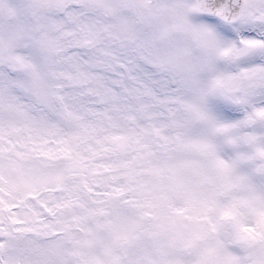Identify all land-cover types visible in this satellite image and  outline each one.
Masks as SVG:
<instances>
[{
	"label": "snow or ice",
	"instance_id": "snow-or-ice-1",
	"mask_svg": "<svg viewBox=\"0 0 264 264\" xmlns=\"http://www.w3.org/2000/svg\"><path fill=\"white\" fill-rule=\"evenodd\" d=\"M0 264H264V0H0Z\"/></svg>",
	"mask_w": 264,
	"mask_h": 264
}]
</instances>
